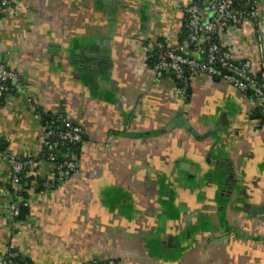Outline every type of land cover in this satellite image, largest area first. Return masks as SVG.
<instances>
[{"label": "crops", "instance_id": "0c3cea01", "mask_svg": "<svg viewBox=\"0 0 264 264\" xmlns=\"http://www.w3.org/2000/svg\"><path fill=\"white\" fill-rule=\"evenodd\" d=\"M180 1L16 0L0 18V61L22 82L0 108V258L264 264V216L244 208L264 206L259 110L206 77L181 98L147 64L150 40L180 31ZM231 43L264 73L257 27ZM39 112L81 127L79 164L52 190L32 187L27 217L12 221L5 159L37 153ZM181 116L196 135L168 129Z\"/></svg>", "mask_w": 264, "mask_h": 264}, {"label": "built area", "instance_id": "2783aa9c", "mask_svg": "<svg viewBox=\"0 0 264 264\" xmlns=\"http://www.w3.org/2000/svg\"><path fill=\"white\" fill-rule=\"evenodd\" d=\"M15 1L0 0L1 19L16 13ZM180 2L183 4V22L176 37L151 39L149 42L150 55L147 59H156L152 67L156 80L174 78L182 85L180 88L177 87L176 94L186 98L189 97L188 89L191 88L194 79L200 77L216 79L246 97L250 104L259 110V122L261 130L264 131V73H258L254 62L245 58L231 43L232 38L241 36L246 30L254 27L258 28L262 36L264 35V0ZM10 82L18 87L22 83L19 73L0 61V103L10 89L8 86ZM83 142L84 134L81 127L68 119L55 128L42 125L40 148L36 154L5 159L11 173L8 186L10 195L11 191L21 192L23 178L39 176L38 172L32 171L35 167L47 170L46 186L53 187L55 182L63 184L69 181L78 168L79 157L71 152L67 155V160L59 162L60 148ZM42 151L47 152V160L40 159ZM17 205H28V201L22 203L20 198L12 201L10 204L12 221L19 215ZM12 250L14 249L10 248L8 255L0 258V264H19L13 261L17 254L12 253ZM87 264L119 262L111 259L91 260Z\"/></svg>", "mask_w": 264, "mask_h": 264}, {"label": "trees", "instance_id": "16d2710c", "mask_svg": "<svg viewBox=\"0 0 264 264\" xmlns=\"http://www.w3.org/2000/svg\"><path fill=\"white\" fill-rule=\"evenodd\" d=\"M1 18V17H0ZM154 55V54H153ZM155 61L156 59L155 58H149L148 61H147V64L150 68L153 67V65L155 64ZM172 80L174 81V83L177 85L178 88L182 87V85H180V83L178 81H176L174 78H172ZM12 83H8V86H9V91L5 94L4 98L1 100V103H0V108L3 106V103L5 101V98L7 96V94L10 93V90L12 88ZM190 93H191V88L188 89V95L190 96ZM188 98V97H186ZM41 118H42V125L44 126H49V127H52V128H55V127H58L59 126V123L57 122V118L54 117L52 114L50 113H43V112H39ZM83 144V143H82ZM81 143L80 144H76V145H65L63 147L60 148V151H59V155H60V159L58 160L59 162H64V160H67V155L70 154L71 152H73L74 154H76L78 157H80V154H81V150H82V145ZM40 159H43V160H47V152L46 151H42L39 155ZM66 158V159H65ZM38 161V160H37ZM37 168L35 167L34 169H32L33 172H36ZM47 181V177L44 176V177H41V176H36V178H32V177H25L23 178L22 180V183H21V192H18V193H12L11 191V195L13 196L12 197V201H17L18 198H20V201L22 203H26L27 201H29V196H28V192L32 189L33 187V183H34V186H35V193L37 192H47L48 190H52L54 187L58 186L59 185V182H55L54 186H46L45 183ZM8 190L9 187H8ZM11 201V203H12ZM16 220H20V218H16ZM12 253H16L15 250H12L11 251ZM13 261H16L18 262L19 264H32L30 261L24 259L22 256L20 255H17Z\"/></svg>", "mask_w": 264, "mask_h": 264}, {"label": "water", "instance_id": "95a60500", "mask_svg": "<svg viewBox=\"0 0 264 264\" xmlns=\"http://www.w3.org/2000/svg\"><path fill=\"white\" fill-rule=\"evenodd\" d=\"M63 129V126H62ZM168 129H186L193 135H196V131L193 129L192 125L188 122V120L181 116L175 119L172 124L169 125ZM19 208V215L18 217L20 219H25L27 217V212H28V206L27 205H17ZM244 208L250 212V215L252 217H260L264 216V206H258V205H253L250 203H246L244 205Z\"/></svg>", "mask_w": 264, "mask_h": 264}]
</instances>
